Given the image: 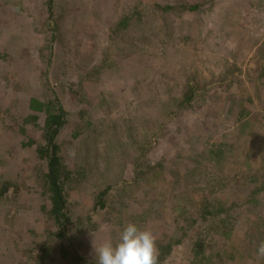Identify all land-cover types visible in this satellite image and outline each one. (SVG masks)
Listing matches in <instances>:
<instances>
[{
  "label": "rangeland",
  "instance_id": "1",
  "mask_svg": "<svg viewBox=\"0 0 264 264\" xmlns=\"http://www.w3.org/2000/svg\"><path fill=\"white\" fill-rule=\"evenodd\" d=\"M31 97L69 113L64 239ZM129 221L158 264H264V0H0V264L97 263Z\"/></svg>",
  "mask_w": 264,
  "mask_h": 264
},
{
  "label": "trees",
  "instance_id": "2",
  "mask_svg": "<svg viewBox=\"0 0 264 264\" xmlns=\"http://www.w3.org/2000/svg\"><path fill=\"white\" fill-rule=\"evenodd\" d=\"M197 7V5H191L190 9L194 10ZM171 8H173V6L171 5L162 6V9L165 11ZM122 21H124V19ZM115 28H117L116 25ZM28 105L30 112L29 114H27V121L35 122L42 115H45V144L43 146H39L38 149L41 158L43 159L42 161H44L46 165V170L44 169L43 171V181L46 185V194L51 204L50 215L58 225L57 236L61 239H64L67 235L65 228L69 222H72L70 218V206L68 199L69 192L67 189L73 171L62 158V143L60 141V136L66 124L69 123V120L67 118L69 116V113L64 109L63 105L55 99L42 101L39 98L31 97L29 99ZM32 144L33 141L24 143V145ZM8 186L9 184L5 185L4 188H1L2 193L8 189ZM109 191L110 190L108 187L99 192V205L101 207H104L106 205L105 199H107V194ZM245 201L242 203V205L245 203ZM230 205L232 206L228 208L229 210L233 206H238L239 202L234 201ZM239 216L240 214H238L236 218L238 219ZM255 230L259 231L257 238L251 239L250 242L254 244L253 249L255 248V251L257 253L258 244L260 243V241H264V233L259 229ZM180 241H178L177 243H180ZM62 252L65 257L69 255L71 256V262L69 261V263L67 264H97L91 262L87 263L79 254H77L76 251H74V249H72V246L70 244ZM161 259H163L162 254H159L158 261Z\"/></svg>",
  "mask_w": 264,
  "mask_h": 264
},
{
  "label": "clouds",
  "instance_id": "3",
  "mask_svg": "<svg viewBox=\"0 0 264 264\" xmlns=\"http://www.w3.org/2000/svg\"><path fill=\"white\" fill-rule=\"evenodd\" d=\"M97 264H158V235L148 227L141 228L136 222H127L116 241L108 238L99 246L92 232ZM257 256L264 258V241L257 247Z\"/></svg>",
  "mask_w": 264,
  "mask_h": 264
}]
</instances>
